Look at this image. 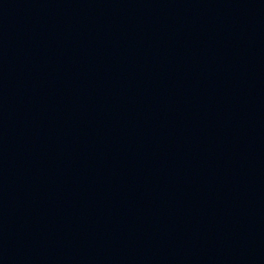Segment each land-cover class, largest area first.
<instances>
[{"label": "water", "instance_id": "obj_1", "mask_svg": "<svg viewBox=\"0 0 264 264\" xmlns=\"http://www.w3.org/2000/svg\"><path fill=\"white\" fill-rule=\"evenodd\" d=\"M0 264H264V0H0Z\"/></svg>", "mask_w": 264, "mask_h": 264}]
</instances>
